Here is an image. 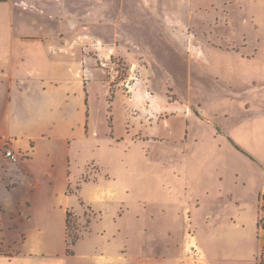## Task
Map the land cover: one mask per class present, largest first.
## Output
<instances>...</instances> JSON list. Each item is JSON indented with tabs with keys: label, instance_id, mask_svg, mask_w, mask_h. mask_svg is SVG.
<instances>
[{
	"label": "rangeland",
	"instance_id": "374dc122",
	"mask_svg": "<svg viewBox=\"0 0 264 264\" xmlns=\"http://www.w3.org/2000/svg\"><path fill=\"white\" fill-rule=\"evenodd\" d=\"M15 1L0 0V73L9 70L10 60L26 71L27 56L39 57L35 45L23 40L22 33L36 30L20 21L23 10ZM90 1V9L80 3L81 13L74 15L75 32L88 36L75 38L74 48L84 90L79 102L88 107L93 127L88 137L69 143L71 184L102 178L100 170L110 169L133 199L158 187L175 188L177 195L192 185L239 190L240 218H220L219 225L210 218L211 224L196 230L212 259L186 235L188 224L173 254L161 249L158 257L167 258L163 264H264V187L259 218L255 201L264 178V0ZM97 40L101 53L110 54L114 77L96 62ZM139 79L158 98L136 97L138 104L150 103L136 120L131 93ZM175 100L197 114H173L168 103ZM70 222L79 237L83 228L71 214ZM81 223L85 227L86 219ZM7 231L0 218V264H31L34 258L17 254L23 233L17 231L11 244ZM135 240H126L128 264L143 255L133 250ZM51 241L33 264H86L79 253L91 246V237L75 248L66 245L68 239ZM66 248L75 254L66 255Z\"/></svg>",
	"mask_w": 264,
	"mask_h": 264
},
{
	"label": "crops",
	"instance_id": "0c3cea01",
	"mask_svg": "<svg viewBox=\"0 0 264 264\" xmlns=\"http://www.w3.org/2000/svg\"><path fill=\"white\" fill-rule=\"evenodd\" d=\"M32 1L35 0L15 2L23 10L20 21L36 30L22 34H26L23 40L38 49L39 57L27 56L29 70L20 71L19 62L10 60L9 70L0 73V218L7 222L11 244H15L17 231L23 233L17 254L34 258L33 264L53 243V237H60L65 243V219L70 212L79 223V230L83 228L72 247L91 237V246L79 253L86 264H128L125 254L129 251V238L136 239L133 250L143 254L138 255L139 260L134 257L131 264H163L167 258L159 259L160 250L165 256L172 255L186 224L191 229V233L186 230V235L193 236L210 258L196 230L211 224L210 218H218L215 225L221 224L220 218H240L241 200L235 193L239 190L192 185L177 195L175 188L158 187L151 189V194L149 189L144 190L133 199L128 198L125 185L109 176L110 169L100 170L102 178L81 177L71 184L69 143L78 136L88 137L93 127L90 113L86 112L88 107L79 102L84 90L79 88L81 59L74 48L80 34L75 32L78 19L74 15L81 13L80 3H87L90 9L91 1L37 0L39 6ZM22 3L26 5L21 6ZM33 63H38L34 71ZM82 70L84 79L86 69L82 66ZM139 84L131 93L130 110L136 120L150 105L138 104L136 97L147 94L158 98L144 87L141 79ZM168 105L173 114L188 118L197 114L194 106L178 100ZM159 122L151 130L153 133ZM228 140L240 149L232 138ZM6 146L18 154V160L5 156ZM262 183L255 195L257 218L264 178ZM83 219L87 221L85 227ZM74 254L72 248V253L66 255Z\"/></svg>",
	"mask_w": 264,
	"mask_h": 264
},
{
	"label": "built area",
	"instance_id": "2783aa9c",
	"mask_svg": "<svg viewBox=\"0 0 264 264\" xmlns=\"http://www.w3.org/2000/svg\"><path fill=\"white\" fill-rule=\"evenodd\" d=\"M80 37H88L87 35H77L76 39L80 38ZM93 46H97V50H98V55L96 56V62H98L100 64V66L102 67L103 71L110 74L112 77L115 76L116 70L114 68V64L110 61V54H103L101 53V48H104V46H102L101 41L97 40L96 42L92 43ZM4 154L5 156L9 157L11 160L15 161L18 158V155L16 152H14L12 149L7 148L4 150Z\"/></svg>",
	"mask_w": 264,
	"mask_h": 264
},
{
	"label": "trees",
	"instance_id": "16d2710c",
	"mask_svg": "<svg viewBox=\"0 0 264 264\" xmlns=\"http://www.w3.org/2000/svg\"><path fill=\"white\" fill-rule=\"evenodd\" d=\"M65 224H66V235L68 239V241L66 242V245H73L75 241L78 239V236L75 233L70 231L72 227V224L70 222V212H67ZM65 251H66V254L72 253L68 248H66Z\"/></svg>",
	"mask_w": 264,
	"mask_h": 264
}]
</instances>
